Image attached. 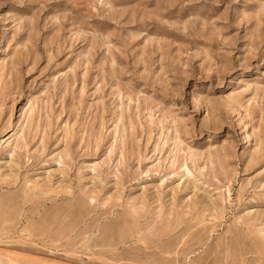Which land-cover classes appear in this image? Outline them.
<instances>
[{
	"label": "rangeland",
	"instance_id": "1",
	"mask_svg": "<svg viewBox=\"0 0 264 264\" xmlns=\"http://www.w3.org/2000/svg\"><path fill=\"white\" fill-rule=\"evenodd\" d=\"M0 264H264V0H0Z\"/></svg>",
	"mask_w": 264,
	"mask_h": 264
}]
</instances>
